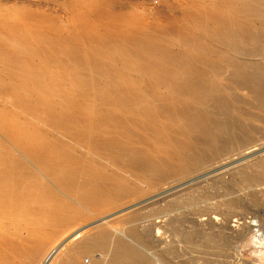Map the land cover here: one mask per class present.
Segmentation results:
<instances>
[{
    "label": "bare ground",
    "instance_id": "1",
    "mask_svg": "<svg viewBox=\"0 0 264 264\" xmlns=\"http://www.w3.org/2000/svg\"><path fill=\"white\" fill-rule=\"evenodd\" d=\"M186 7L183 17L169 26L152 28L139 22L135 27L118 17L120 26L101 35L86 37L79 29L73 48L60 47L48 33L29 30L17 16L7 24L10 17L0 8V97L31 114L20 117L4 108L8 103L0 105V264H30L47 241L67 225L83 221L86 212H113L150 188L261 143L256 123L264 125V0H195ZM178 26L188 30L184 39L167 38ZM41 40L57 57L75 64L71 74L64 70L75 81L69 90L64 72L55 64L60 60L40 46ZM255 54L260 61L236 59ZM12 74L20 78L9 80ZM36 116L44 117L45 126L32 120ZM69 130L72 139H64L60 133ZM257 163L239 166L232 178L264 210V165ZM179 194L163 197L164 204L148 203L154 205L149 210H131L122 220L141 223L166 216L163 223H181ZM193 213L194 220L202 215L210 224L219 220L224 230L230 218L213 205ZM4 223L24 225L12 231ZM22 229L24 236L18 234ZM178 229H173L176 235ZM231 229L227 234L237 240L248 228ZM127 232L131 240L123 241L108 228H97L76 240L58 263L79 264L76 256L87 254L92 256L90 264H157L140 245L149 230L131 225ZM211 233L205 235L208 244L218 239ZM78 236V231L71 235ZM17 239L30 240L33 246L25 250Z\"/></svg>",
    "mask_w": 264,
    "mask_h": 264
},
{
    "label": "rangeland",
    "instance_id": "2",
    "mask_svg": "<svg viewBox=\"0 0 264 264\" xmlns=\"http://www.w3.org/2000/svg\"><path fill=\"white\" fill-rule=\"evenodd\" d=\"M192 1H195V0H189V1L188 0H0V8H1L2 15H7L8 17H10V19L7 20L8 22L7 24L10 23L11 25L12 24L11 22L13 20L11 18H13V16H17L21 18L22 22L25 24L23 25L29 30L34 31L35 33L39 32L40 34H44V35L48 33L47 35L49 36L51 35L52 37H55V40L58 42V44L60 43L59 45L60 47L62 46V48L63 47L73 48V45H78L76 43H77V34L79 33L78 31L79 29L81 30L80 32L82 33V35L85 34L86 37L92 33H100L101 35L103 32L105 33L106 30L108 31L110 27L115 28L117 26H120L119 22L121 20L119 18H123V19L127 18L126 20H129L130 23L133 24L135 27L136 25L138 27L139 22H140L139 26H142L141 23L143 24L145 23L144 25L150 26L152 28H156L157 25L159 26L163 24H164L163 26L165 25L169 26L170 23L173 24V22L175 23L177 20H180L181 16L183 17L184 14L182 13L186 12L185 11L187 10L186 6H188ZM181 2H184L185 4ZM184 7H186L185 10L183 9ZM96 8H100L101 10L98 9V11H96ZM21 11H23V13ZM75 13L76 15H74ZM80 17L82 19H80ZM73 18H75V21ZM85 19H87L86 21L88 22H86ZM80 20H82L83 25ZM115 20H117L118 22ZM75 24L77 26H75ZM90 24L92 25L93 28L91 27ZM199 26H202V24L200 23ZM98 27L99 28L101 27L100 30ZM255 30L256 29L254 28V31ZM187 31H188L187 28H185L184 26H178L172 30V32L167 36V38L169 37V39L171 40L182 41L181 39H184L185 33ZM68 33L70 36L68 35ZM64 36H66L67 40L65 39ZM70 37H72V41H68L71 39ZM60 40L64 42L61 43ZM43 41L44 40H41L40 41L41 43L39 42L41 44L40 46L44 47L45 50L48 49L46 51H48L49 53L51 52L52 57L54 56L55 59L60 60L57 62L55 60L56 67L57 65L58 67L60 66L59 68L60 70L62 69L61 71L64 72L63 74L65 75V77L71 76V75H66L65 71L69 69V71L71 70L69 72L71 74L74 71V67L72 66H74L75 64L69 59L64 58L63 55L62 56L58 55L57 57L54 54L52 47H50V45L48 46V44L44 42L46 46L45 47L44 44L42 43ZM71 44L72 46H70ZM256 55L257 54H255L254 56L246 55L245 57L244 56L241 57L240 55H237L236 59L241 58L240 61H242V59L245 58L252 62L254 60H255L254 62H257V60L260 61L261 57H259V55L257 56ZM58 63H60V65ZM64 64H66V66ZM60 70L58 71L61 73ZM19 76L20 75L18 74L17 75L12 74L13 78L10 77L9 80L11 79L18 80L20 78ZM67 77H66L67 81L65 80V83L67 84H65L64 87L67 86L66 89L69 90L71 86L73 85L75 86V81L74 80L70 81V78L68 79ZM3 101H4V104L8 103V104H5L4 108L7 105L6 109L8 108V110H12L13 114L18 113L20 117L21 116L27 117L28 115H31L27 113L26 111H22L19 107H16L15 105L10 106L11 103L6 102L7 99L5 97L3 98L0 97V105L3 104ZM44 107H48V105L45 103ZM0 110H2L1 107H0ZM18 114L16 115L19 116ZM33 118L34 119L32 120L36 124L45 126L43 122L44 120L43 116L41 117L36 116ZM256 124L258 125V127L261 126L259 127L261 130L259 129L260 136L258 137L257 141L261 139L264 140L263 139L264 138V125L259 124V123H256ZM49 126L48 128L51 129L52 131L54 132L58 131V128L49 127ZM260 132L263 135L260 134ZM60 135L64 139H68V140L72 139L71 138L72 134L70 133V130L67 132H62L60 133ZM262 140L259 141L261 143H258V144L255 143L251 147L243 150V152L234 153L231 156L214 163L212 166L206 169L200 170L188 176H184L181 179L174 181L172 183L161 184L160 185L161 187L158 186L157 188L156 187L150 188V190H147V192L143 193V195L145 196H143L142 198L140 197L142 195L136 197V198H139L137 200L134 197L135 199L132 198L130 202L126 203V205L123 204V205L117 206L119 208L117 207L116 209L113 208L115 209L113 210V212H111L112 211V208H111L109 209V211L111 210L109 213H106L107 211L105 212V214L101 213L103 214L101 215L102 217L100 216V214H96V215L93 214L92 216L90 212H86L84 220L81 221L82 223L78 222V223L72 224L71 226L67 225L66 226L67 228H64V230L62 229L58 233V235H56L57 237L56 236L54 237L55 240L53 239V241L49 240V242L48 241L46 242L45 244L46 246H44V248L41 251L42 253L41 252L38 253L39 255L38 256L36 255L34 258L31 257L32 258L31 262H33V260L34 262L33 263L30 262V264H59L58 261L65 256V254L67 253V250L72 246V244L76 240H78L81 237L92 234L93 232L96 231L97 228H100L102 226L108 228L113 233V235H116L118 237L121 236L119 238H121L123 241L125 240L129 241L131 240V238L127 230H128V227H130L131 225H135L137 229L141 232H144L146 228L149 230V234H148L149 236L145 237L146 239L144 241H141L140 245L143 246V251H145L148 255L153 256L157 264L167 263V262H169L170 264H257L256 258L253 257L251 253L257 250H264V223H261V219L264 216V213H263L264 210H262L260 206H257L251 202V199H250L251 197L247 195V189L239 190L237 185L235 183L233 184L232 173L235 172V169H237L239 166H242V165L253 166L255 165V163L258 164L257 162H259L261 165H264V161H263L264 160V141ZM142 185L145 186V183H143ZM174 191L175 193H181L184 199L179 194L178 200H181V201L183 200L182 202H185L183 204L182 202L179 201L180 202L179 207L181 208L180 216H182L181 223H175V224L174 223L173 224L163 223L164 219H166L165 218L166 216L165 217H155L153 219L151 218L152 221L151 220L149 221L147 218L146 220L142 221L143 223L142 222L141 223H126L125 221L122 220L124 219L126 214L132 211L140 210L143 212V211L149 210L151 206H154V205H149L151 204V202L153 203L158 200V203L164 204L165 201H163V199L165 198V196H167L166 198H168L169 196H171L172 198V196L175 194ZM188 196L189 197L192 196L193 199L189 201ZM166 198L165 200H168ZM230 198L235 199V203H234L235 205L231 206L228 204V200ZM185 199L188 201H186ZM129 203H132V206ZM138 204H139V207H141V209L137 208L138 206L136 205ZM206 205H213L225 213L228 212L229 214L228 213L227 214L229 215L230 218H229V221L226 227L228 229L232 228L234 230L236 229L239 230L240 227L241 229L244 227L248 228L245 231L246 234L244 233V235L241 238H236L237 240H234L232 239L233 238L232 236L231 238L229 234H227L228 232V231L226 232V230H228L227 228L226 230H224L225 228H222V227L220 228L218 226V223H220L219 220L218 222L214 220L216 221L215 223L214 222H212L211 224L209 222L207 223L206 215H202L196 218L197 220H194L193 217L195 218L196 216L192 215L194 214L193 211H195L199 207H203ZM126 209L127 210L129 209V211L125 212ZM95 216L96 217L98 216V217L95 218ZM114 217L116 219L113 221ZM92 218H94L95 221ZM183 218L186 220L184 221ZM119 219L121 220L119 221ZM190 220H192L194 223ZM106 221L107 222L109 221V222L105 223ZM115 221H118L120 223H116ZM150 222H155V223H150ZM177 224H179V227ZM216 224H217V227L215 226ZM4 225L5 227L8 226L7 228H11L12 231H15L16 227H18L19 225L22 226L24 225V223H21V224L4 223ZM173 225H175V227ZM176 226H177V229L179 228L178 229L179 231L177 230V235H176V232L173 230L174 228L176 229ZM195 226L197 230L195 229ZM164 229L166 230V232ZM22 230H21V233L18 232V234L22 236L26 235V231L24 230L22 232ZM77 231L79 232L80 237L79 236L76 238L71 237V235ZM171 231H174V233ZM184 231L187 232L188 237L191 236L189 237L191 238V240H189L187 236L185 238L186 233ZM193 231L194 233H197V234L199 233L200 235L198 236L196 234L193 235ZM215 231L216 232L219 231V232L216 233ZM181 232L184 237L181 236L180 234ZM60 233L62 234L60 235ZM208 233H211V234L214 233L215 237L219 239V242H218V239H214L212 241L213 243H216L214 244L215 247L213 243L211 242V240L209 244H208L209 242L208 239L206 241L205 235ZM218 233L220 234L222 233L221 235L223 236L220 235L218 237L219 235ZM254 234L257 235V237L259 236L258 234H261L259 236L260 240H254V236H255ZM13 238H17V236ZM220 239L222 241H220ZM215 240H217V242ZM226 240H228L227 244H226ZM23 241L21 240L18 241V242H21V244L25 245V246L22 245L23 248L27 247L28 249H30L33 246V243L30 242V240H28V243H26L27 242L26 240H25L26 242H23ZM205 243L207 246L205 245ZM217 243H220V244H217ZM195 244L198 245V247ZM217 245L221 247L219 248ZM205 247L209 248L210 250L206 249ZM27 248L25 250H28ZM216 248L218 250L219 249L221 250H219V252L216 253L217 251ZM212 251H214V253H211ZM61 254L62 255L64 254V255L62 256ZM90 256L91 255L87 256V254H81V255H77L76 259H77V262L79 261V264H85V261L87 263L89 262L90 264L92 260V256L91 257ZM88 257H90L89 261H88ZM15 262L16 264L17 263L19 264L20 261L19 262L15 261ZM15 262H13L12 264H15Z\"/></svg>",
    "mask_w": 264,
    "mask_h": 264
},
{
    "label": "clouds",
    "instance_id": "3",
    "mask_svg": "<svg viewBox=\"0 0 264 264\" xmlns=\"http://www.w3.org/2000/svg\"><path fill=\"white\" fill-rule=\"evenodd\" d=\"M256 258L257 264H264V250H257L251 253Z\"/></svg>",
    "mask_w": 264,
    "mask_h": 264
}]
</instances>
